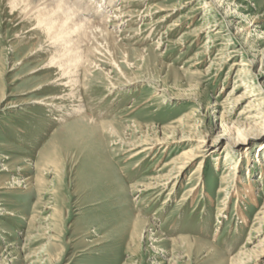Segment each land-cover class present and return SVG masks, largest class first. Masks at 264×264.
<instances>
[{
  "label": "rangeland",
  "instance_id": "rangeland-1",
  "mask_svg": "<svg viewBox=\"0 0 264 264\" xmlns=\"http://www.w3.org/2000/svg\"><path fill=\"white\" fill-rule=\"evenodd\" d=\"M69 1L121 23L79 74L94 126L50 62L83 38L0 0V264H264V0Z\"/></svg>",
  "mask_w": 264,
  "mask_h": 264
},
{
  "label": "bare ground",
  "instance_id": "bare-ground-1",
  "mask_svg": "<svg viewBox=\"0 0 264 264\" xmlns=\"http://www.w3.org/2000/svg\"><path fill=\"white\" fill-rule=\"evenodd\" d=\"M44 1H45V4L43 5V7L35 11L36 16L34 18L36 19V22L42 27L43 31L45 32L49 40H54L53 39L54 35L49 33L50 28L52 26H57L56 32L59 33L58 35L59 38L53 41L52 44H54V46L61 47L63 45L65 46L68 43L70 44V42H72L73 40L72 36H76V37L78 36V37L83 38V40L82 41L80 40L79 43H77V40H76L75 42L76 44H74L72 48H69V49L60 48L58 51L54 52V54L51 55L50 62L54 63L57 66V68H59L60 70L61 77H63L64 79L63 86H65V88H68V94H66L68 96V100L69 99L74 100L73 102L76 101L75 105L72 108L73 113L71 114L78 115L81 118L86 119L88 122H91L92 125L93 124L97 125V122L93 121L91 118L83 114V109L81 105L79 104V102H77L78 100L77 99V92H78L77 86H78V81H79V74L81 72L83 73V75L86 74V72L88 71V67L92 66L94 63V61H92L93 58L96 60L97 53L98 54L102 53V51H104L105 53L113 52L114 46L117 41V38L114 35L113 31L117 30V28H120L121 23L119 22L120 24H116L115 26H113V24H115L113 22L114 20L113 18L118 17L116 15H113V16L111 15V17L107 16L102 21H98V22L91 21L90 19H88L87 16L80 15L76 11L74 3L69 0H44ZM82 2L85 3L83 0ZM47 7H50V8L48 9ZM96 7H99V6H96ZM45 8H47L48 10H46ZM96 10L97 12L101 11L100 9H96ZM109 12L110 11H108L107 14ZM234 29L235 28H232L235 34L237 32L235 31L236 29L235 30ZM83 41H85V43H83V46H82L80 44H82ZM88 41H93L95 44H92L89 47ZM101 46L103 50L100 49ZM84 77L83 79H85ZM36 102L41 103L44 106L53 105L52 101L49 100V98L43 99L42 102H39V101H36ZM98 126H101V125H98ZM161 144H162L161 142L160 143H157V142L156 143H148V142L145 143L144 142V144L142 143L141 146H143L144 149L147 150V149H152L154 147H157V145H161ZM207 146L208 145L202 147L204 148L203 149L204 155L210 153L211 151V149H209V146L208 147ZM189 161L187 164H191L193 162V160H191V162ZM241 186L243 187L242 192H244L243 193L244 196L250 199L253 203H255V196H254V192L252 190L250 183H243L241 184ZM235 211L241 220H244L246 218L239 204L235 206ZM258 229L259 228L257 227L256 230ZM254 247L255 246H253L252 248L254 249ZM249 250H252V249L250 248Z\"/></svg>",
  "mask_w": 264,
  "mask_h": 264
}]
</instances>
